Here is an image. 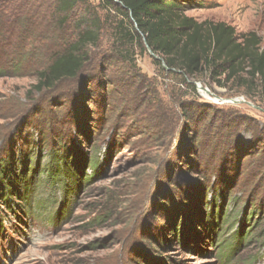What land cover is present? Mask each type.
Here are the masks:
<instances>
[{"label":"rangeland","instance_id":"obj_1","mask_svg":"<svg viewBox=\"0 0 264 264\" xmlns=\"http://www.w3.org/2000/svg\"><path fill=\"white\" fill-rule=\"evenodd\" d=\"M190 1L187 16L223 23L238 37L254 34L264 51V0ZM82 18L101 27L84 68L36 90L37 66L74 40ZM117 23L102 0H88L56 39H27L19 64L18 41L0 51V181L20 175L24 161L47 169L53 152L67 156L63 168H80V184L66 177L69 189L53 193L57 204L42 217L28 209L22 215L19 198L0 205V264H264V238L257 239L264 232L260 80L247 64L229 78L200 72L187 81L194 93L158 70L149 51L125 47ZM218 186L225 196L216 191V206L230 225L214 238L203 218ZM247 230L255 232L244 239ZM178 231H185V245Z\"/></svg>","mask_w":264,"mask_h":264},{"label":"trees","instance_id":"obj_2","mask_svg":"<svg viewBox=\"0 0 264 264\" xmlns=\"http://www.w3.org/2000/svg\"><path fill=\"white\" fill-rule=\"evenodd\" d=\"M102 2L105 7L112 9L118 18L114 32L117 39L123 40L125 47L135 49L139 46L143 51H149L156 57L152 58L158 70L168 77L180 79L181 83L194 93L195 86L187 81L200 72H210L213 78L227 74L229 78L246 64L250 70L249 74L260 80L264 91V51L257 48L259 43L254 34L238 37L232 27L223 23L196 22L194 18L185 14L192 8L190 0H102ZM82 6L88 8V0H0V51H7L9 40L18 41L20 49L15 56L18 57L16 64H19V61L26 57L24 50L27 49L24 42L27 39L40 41L56 39L55 35L67 26L74 12ZM81 20V24L77 25L69 37L74 40L65 48L50 54L40 66H37L36 90L50 89L63 80L74 79L84 68L85 52L98 43L101 27L93 21L94 19H88L90 22L84 18ZM3 74L4 72L0 71V77ZM52 155L55 158L52 157V162L47 163L45 170L31 169L29 160L21 164L20 175L16 172L4 175L2 178L4 183L0 181V205L9 206L10 200L19 198L17 200L24 205L22 209L20 208L22 215L27 214V209L34 218L52 212L57 204L53 193L57 191L66 193L69 189V182L66 181L64 185L66 177L72 181V185L80 184L79 166L73 168L65 164L66 168H63L62 163L67 156L64 159L58 158L54 152ZM95 164L96 161L89 168H94ZM28 174L29 180L26 177ZM10 184L14 188L16 184L22 185L21 188L26 191L25 195L17 193L16 189H10ZM216 191L219 197L224 199L225 190L222 186L213 188L214 197L208 203V214L203 218V223L208 220V224H203V227L209 229L214 238L221 234L223 225L227 227L230 225V221L224 222L229 214L222 213L220 204L217 209ZM35 193H37L35 197L31 196ZM228 198H231L229 204L232 205L235 197L228 195ZM56 217L58 221L59 217L57 215ZM44 218L47 220L45 224L49 225L51 222L49 215L46 214ZM218 221L220 225L217 232ZM188 230L186 232L189 233ZM252 232L248 234L247 230L243 238L253 237ZM184 233L185 231L177 232V237L183 245L186 241ZM263 238L264 232L261 231L257 234V239ZM232 250L231 247L229 251L227 248L222 251L225 256L221 257V263L230 259L233 255Z\"/></svg>","mask_w":264,"mask_h":264},{"label":"water","instance_id":"obj_3","mask_svg":"<svg viewBox=\"0 0 264 264\" xmlns=\"http://www.w3.org/2000/svg\"><path fill=\"white\" fill-rule=\"evenodd\" d=\"M149 53H150V52H149ZM150 55L152 56L151 53H150ZM152 57H153V58H156V57H154V56H152ZM163 68L166 69L164 65H163ZM200 89H201V88H200ZM203 91L207 92L205 89H204Z\"/></svg>","mask_w":264,"mask_h":264}]
</instances>
